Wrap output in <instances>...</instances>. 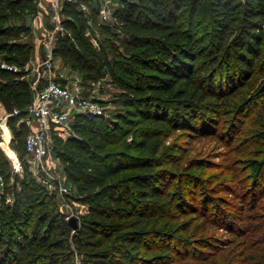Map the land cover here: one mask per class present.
I'll list each match as a JSON object with an SVG mask.
<instances>
[{
    "label": "trees",
    "instance_id": "16d2710c",
    "mask_svg": "<svg viewBox=\"0 0 264 264\" xmlns=\"http://www.w3.org/2000/svg\"><path fill=\"white\" fill-rule=\"evenodd\" d=\"M117 1L115 23L98 26L108 36V51L102 47L100 53L90 45L86 15L71 4L65 5L63 13L69 17L66 25L75 39L60 38L56 45V55L79 72L84 85L102 78L109 69L125 90L121 94L123 111L113 126L105 124L104 116L77 114L71 135L56 148L67 183L76 187L81 201L89 206L73 241L90 263L231 264L237 254L228 263L229 248L241 240L240 255L245 258L238 264H264V235L253 240L262 230L256 227L246 232L227 212H217L216 216L224 220L223 227L233 240L213 248L205 240L208 236L192 248L194 256L184 240L175 245L164 242L169 254L159 257L157 252L163 246L158 243L163 240L157 234L145 238L141 232L144 227H140L145 221L148 227L151 220L162 218L165 209L181 211L187 205L196 211V202L175 203L168 197L164 143L176 132L192 136L215 133L223 106L253 77L264 74V0H254L245 13L228 5L225 21L234 17L238 24H246L229 44L224 34L217 36L224 25L213 23L216 12L210 0ZM38 10L36 0H0V103L9 113L20 110L19 115L10 116L9 124L13 143L25 154L30 127L21 120L29 115L33 94L22 76L37 50L32 23ZM117 30L126 37H119ZM3 63L21 71L3 69ZM5 150L16 159L8 145ZM7 164L0 149L4 178V193L0 190V264H75L70 233L63 228L71 225L57 218L55 198L45 186L33 179L23 180L13 203H5L10 179L5 175ZM255 186L260 189L253 193L257 201L259 191L261 198L264 196V184L257 182ZM205 209L201 216L206 221L213 219L207 206ZM203 247L208 250L202 252ZM133 249L140 255L132 254Z\"/></svg>",
    "mask_w": 264,
    "mask_h": 264
},
{
    "label": "rangeland",
    "instance_id": "374dc122",
    "mask_svg": "<svg viewBox=\"0 0 264 264\" xmlns=\"http://www.w3.org/2000/svg\"><path fill=\"white\" fill-rule=\"evenodd\" d=\"M210 2L209 5L216 12L213 23L219 26L217 22L220 21L224 25L223 31L217 36L224 34L227 39L226 44H229L238 36L239 30L246 24L245 21L243 24H238V19H234V17H231V21H225L224 11L228 5H231L233 11L245 13L254 0H210ZM95 20L99 22L96 18ZM231 29L232 31H230ZM227 32H229L228 35ZM116 33L119 37H126L125 33L120 30H117ZM86 36L96 51L102 53V47L108 51L106 44L108 36L101 31L98 25L95 26L90 35L86 34ZM85 85L87 95L99 99L105 107L103 119L105 124L113 126L117 121L118 114L123 111L121 94L125 90L118 85L109 69H106L102 78L86 81ZM262 95H264V74L253 77L251 82L244 86L240 93L230 100L228 105L223 106L215 133L207 136H192L183 132H176L164 143L163 148L167 152V165L163 170L167 173L169 180V199L175 203H180L183 200L194 201L198 207H196V211H193L192 207L186 205L181 211L171 212L164 208V212L167 213H163L162 218L151 220L148 227H145L147 221L144 222L145 225L143 226L140 224L141 228L144 227L141 232L145 233L143 234L145 238H149L150 235L152 238L153 235L157 234L163 240L158 243L163 246L162 250L157 252L160 254L159 257L169 254L168 244L175 245L183 243L184 240L190 244L191 250L208 236V239L205 240L208 241V244H212L213 248L216 246L223 247L229 240H233V235L223 227L226 224L224 220L222 218L217 219V212L220 215H224L225 212L229 213L230 219L238 227L245 229L246 232L258 227L259 230H262V235L256 234L253 240L258 241L260 237L263 238L264 206L262 205L264 204V196L261 198L262 194L259 191L257 194L260 198L256 201L253 194L257 191L255 189L260 190L255 186L257 182L264 184V175L261 177L259 171L260 166H264V96ZM9 114L6 109L4 111L0 109V149L8 159L5 175L9 174L10 176L8 180L9 191L5 196V203H13L14 197L21 189V181L36 180L54 196V206L60 221L65 222L67 220L69 222L71 217L77 218V230L72 227H69L70 230L67 226L63 227L70 233V244L74 251L73 260L75 264H97L86 261L85 256L80 253L77 243L73 241L74 236L82 226L83 219L89 212V206L81 201V196L73 184L68 182L73 190L63 195L60 193L57 184H47L39 174L34 172L28 162V155L24 153L23 149H19L17 143H13L14 133L9 124L10 117H7ZM16 125L19 126V122ZM55 133V137H53L54 151L57 150V147L61 148L62 142L64 143L71 135L62 131ZM6 145L14 151L16 159H12L8 155L5 150ZM0 175H2L1 169ZM61 175L63 181L65 179L67 181L62 161ZM222 201L225 203L219 205ZM1 205L2 201L0 207ZM206 206L209 209V216L213 218L208 221L201 216L204 214ZM256 216L261 217L256 218ZM214 220L215 224H219L218 227L213 223ZM188 224H191V228L186 230ZM147 232L153 233L147 234ZM164 242L167 243L166 246L163 245ZM240 242L241 240L229 248L232 253L235 250L238 251L229 254L228 259H226L228 263L233 260L236 254H239V257L236 255V260L231 264H238V262L243 261L242 258H245L240 255L243 249ZM207 250L206 247L202 248V252ZM132 252L137 256L140 255L135 249ZM191 252L192 256L196 254L195 249ZM150 256L154 255L150 253Z\"/></svg>",
    "mask_w": 264,
    "mask_h": 264
},
{
    "label": "built area",
    "instance_id": "2783aa9c",
    "mask_svg": "<svg viewBox=\"0 0 264 264\" xmlns=\"http://www.w3.org/2000/svg\"><path fill=\"white\" fill-rule=\"evenodd\" d=\"M38 13L35 16L32 28L33 39L37 45L45 47V59L43 61L30 60L27 65V73L35 72L40 80L46 79L44 87L36 90V96L28 108V119H22L31 131L26 137V153L29 164L35 173L39 174L47 184H57L61 194L70 193L73 190L66 179L61 175V159L55 153L53 147L54 130L71 134L72 123L77 114L90 116H105V107L99 99L90 97L85 92L83 78L69 74L62 68V59L56 55V44L60 38L74 40V34L66 25L69 19L63 13L67 4L75 5L86 15L90 35L96 25L115 23V10L117 0H36ZM92 8L96 10V21ZM93 9V10H94ZM98 22V23H97ZM2 68L20 72L21 68L2 64ZM72 71V70H71ZM44 75V76H43ZM20 110L15 109L7 117L17 116ZM0 190L4 193V178L0 175ZM1 202V198H0Z\"/></svg>",
    "mask_w": 264,
    "mask_h": 264
},
{
    "label": "crops",
    "instance_id": "0c3cea01",
    "mask_svg": "<svg viewBox=\"0 0 264 264\" xmlns=\"http://www.w3.org/2000/svg\"><path fill=\"white\" fill-rule=\"evenodd\" d=\"M46 55H45V47L37 45V50L35 52V56H34V60L36 61H43L45 59ZM62 68L65 69L66 71H68L69 74H73V75H77V76H81L79 74V72L73 70L71 67L62 64ZM72 70V71H71ZM44 76V75H43ZM82 77V76H81ZM26 81H28L30 83L31 89H32V94H33V99L36 96V90H33V85H35L36 87H38V89H42V87H44V83L46 81V79L43 77L41 79V84L39 83L40 80L38 79V75L35 72H30L27 74L26 76ZM25 80V79H24ZM0 109L1 110H5V107L0 103ZM31 128V127H30Z\"/></svg>",
    "mask_w": 264,
    "mask_h": 264
},
{
    "label": "water",
    "instance_id": "95a60500",
    "mask_svg": "<svg viewBox=\"0 0 264 264\" xmlns=\"http://www.w3.org/2000/svg\"><path fill=\"white\" fill-rule=\"evenodd\" d=\"M69 224L71 225V227L74 229V230H77L78 229V223H77V218L76 217H71L69 219Z\"/></svg>",
    "mask_w": 264,
    "mask_h": 264
}]
</instances>
